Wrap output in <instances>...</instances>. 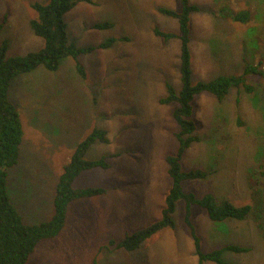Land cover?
<instances>
[{
    "label": "rangeland",
    "instance_id": "374dc122",
    "mask_svg": "<svg viewBox=\"0 0 264 264\" xmlns=\"http://www.w3.org/2000/svg\"><path fill=\"white\" fill-rule=\"evenodd\" d=\"M47 1L0 0V46L8 41L9 56L44 46L31 20L38 16L33 4ZM190 2L199 6L190 19L193 83L241 74L246 63L263 73L247 74L253 92L233 88L223 101L209 92L195 97L192 117L201 139L187 150L182 167H201L210 174L185 181L184 190L197 195L213 191L237 205L257 202L264 208V0ZM160 7L179 11L181 0L80 1L65 19L72 41L94 46L78 58L85 76L77 60L67 57L57 70L40 66L13 80L10 98L21 114L24 136L20 162L10 169V194L25 222L39 223L53 215L64 166L95 128L106 130L109 141L95 142L86 157L119 154L108 158L109 168L88 169L76 178L75 187L106 192L74 201L62 232L40 243L29 264H92L95 259L97 264H200L184 200L177 203L175 227L162 229L134 251L109 245L161 218L172 186L166 158L178 149L173 114L178 103L163 104L161 98L168 94L167 82L182 88V43L180 37L166 39L156 29L180 34L181 28ZM227 7L252 16L247 22L235 21ZM105 21L112 25L96 26ZM109 38L114 41L102 46ZM192 220L204 251L240 244L250 250L226 251L227 260L264 264V237L259 238L264 229L256 230L253 219L215 224L194 206Z\"/></svg>",
    "mask_w": 264,
    "mask_h": 264
},
{
    "label": "trees",
    "instance_id": "16d2710c",
    "mask_svg": "<svg viewBox=\"0 0 264 264\" xmlns=\"http://www.w3.org/2000/svg\"><path fill=\"white\" fill-rule=\"evenodd\" d=\"M80 1L83 0H48L46 3L35 2L33 4L38 16L31 20V28L35 34L44 39L42 48L30 51L25 55L9 56L8 41H3L0 46V264H29L31 256L36 252L40 243L55 238L62 232L67 221L69 206L74 201L106 192V189L102 187H75L76 178L88 169L109 168L108 158L119 155H104L99 159L86 157L88 150L95 142L109 141L104 129L95 128L80 141L57 181L53 198L54 212L48 220L39 223L25 222L10 194V169L20 162L24 136L21 114L10 98L11 84L18 76L30 73L40 66L51 71L57 70L62 60L67 57L77 60V69L81 75L85 76V67L78 58L82 53L93 50L94 46L79 47L72 41L65 19V14ZM84 1L94 2V0ZM227 9L229 10L227 15L235 21L247 22L252 16L248 10L234 12L230 7ZM159 10L164 14L176 17L181 28L180 34L156 29V33L166 39L175 36L180 37L182 43V88L178 91L171 83L167 82L168 94L161 98L163 104L178 103L173 113L178 124V130L175 132L178 149L176 153L169 154L166 158L168 173L172 178V186L166 196L161 218L145 228L127 234L120 242L111 240L109 245L125 248L129 251L140 248L143 242L162 229L175 227L176 220L173 215L177 211L178 201L184 200L186 206L185 221L190 228L199 263L212 261L215 264H238L230 258L227 260L225 252L249 251L250 247L228 243L204 251L202 238L192 220L193 207L198 206L205 210L208 218L215 224H223L234 219L244 221L253 219L256 222V230L257 227L260 230L262 227L264 229V208L257 206V202L237 205L229 198L218 197L213 191L203 195H197L194 191L186 192L184 190L185 181L207 179L210 172L201 167L183 169L182 160L191 145L201 139L200 135L197 134V123L192 117L195 97L203 92H209L223 101L233 88L241 90L243 87L247 92H253L255 88L247 83L246 76L250 72L263 73V71L254 64L246 63L241 74H222L210 81L193 83L190 19L191 14L199 10V6L191 3L190 0H181L179 11L166 7H160ZM111 25L109 21L96 23L99 28ZM3 26L4 21L0 22V30ZM113 41L114 39L109 38L102 43V46H109ZM259 65H263L262 59ZM260 157L264 158V151L261 152ZM257 171L254 169L255 175H257ZM250 175H253L252 171ZM261 233L262 231L259 232V238L264 237V234ZM92 264H97V260L95 259Z\"/></svg>",
    "mask_w": 264,
    "mask_h": 264
}]
</instances>
